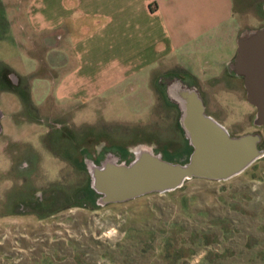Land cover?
<instances>
[{
    "label": "rangeland",
    "instance_id": "1",
    "mask_svg": "<svg viewBox=\"0 0 264 264\" xmlns=\"http://www.w3.org/2000/svg\"><path fill=\"white\" fill-rule=\"evenodd\" d=\"M2 1L0 73L9 68L20 81L12 89L0 81V264H264V158L230 181L192 179L164 195L99 207L70 202L48 213L30 206L35 193L74 196L86 187L85 172L61 153L76 151L64 139L69 134L79 145L89 135L94 146L105 134L132 146L152 138L177 145L182 132L178 109L154 90L169 64L162 61L167 31L153 18L158 38L147 54L137 52L138 0H91L103 11L104 31L80 35L78 16L57 48L48 28L59 20L51 5L52 11H33L37 0ZM172 13L165 14L169 28L182 38L204 36L185 38L168 53L187 50L186 66L209 112L235 132L260 133L264 147V126L254 123L244 80L227 71L239 34L263 27L264 19L223 5L190 10L181 22ZM174 71L190 72L185 65Z\"/></svg>",
    "mask_w": 264,
    "mask_h": 264
},
{
    "label": "water",
    "instance_id": "2",
    "mask_svg": "<svg viewBox=\"0 0 264 264\" xmlns=\"http://www.w3.org/2000/svg\"><path fill=\"white\" fill-rule=\"evenodd\" d=\"M231 67L243 78L247 100L256 108L255 125L264 126V26L239 34ZM166 92L179 111V125L192 151L184 160H168L153 145L137 143L129 161L110 154L100 164L90 162L88 173L99 206L171 193L192 179L227 182L264 158L262 135H232L207 113L197 85L176 76Z\"/></svg>",
    "mask_w": 264,
    "mask_h": 264
},
{
    "label": "crops",
    "instance_id": "3",
    "mask_svg": "<svg viewBox=\"0 0 264 264\" xmlns=\"http://www.w3.org/2000/svg\"><path fill=\"white\" fill-rule=\"evenodd\" d=\"M40 2V6H34L31 5V10L33 11H48L49 6H52V10L54 12V17H58V21L53 22L50 27L52 28V32L54 33V36L52 37L53 42V48L59 47L72 33L73 30V20H75L78 16L82 17L79 27V34L82 36H87L91 33L90 37L93 35V33H101L104 31V15L103 11L100 9H94L91 8L90 5L92 4L91 0H37ZM4 2L0 0V4H3ZM221 5L224 6L226 10H228L230 13L235 9L239 8L242 11L249 12L247 15L253 13L256 14V16H259V18L264 19V0H138L136 4V8L138 10V16L140 13V18H138L136 22V29H137V40L139 36V42L140 45L137 47V52H140V54H147L149 50H151L153 47H151L155 40L158 38V25H152V22L154 21L153 18L156 16L160 17L159 19L162 20V25H160L161 29H165L167 31L168 35V45H167V54L163 56L162 61L164 63L167 62V58L169 59L168 66H165L164 73L168 72H175V73H185L182 71H174V68H178L181 65H185L186 70L188 69V72L190 70L189 74L191 77H196L197 75L192 71V69L187 68L186 62H188L187 58L189 56V53H187V50L181 55L172 56V54H175L178 49H180L179 45H182L184 42L183 40L188 37H195L204 36V32H190L186 35H184V38H182L178 32L174 29L169 28V20L166 18L165 14L167 12H173L178 18V21H182L183 18H185L183 21H186V18L189 19L190 14L188 13L190 10H196V11H203L204 8L210 7V8H218ZM51 10V11H52ZM185 15V17H184ZM187 16V17H186ZM264 24V23H261ZM180 27H183L182 25ZM21 28H24L23 26ZM48 28H44L48 29ZM241 32V31H240ZM57 36V37H56ZM107 39H103V42ZM142 42L144 44H142ZM182 43V44H180ZM152 44V45H151ZM52 48V49H53ZM171 52V53H168ZM43 59V58H42ZM192 60V59H191ZM190 60V61H191ZM192 62V61H191ZM155 65V69H156ZM217 71L214 73V75L219 73L220 70V62L217 66ZM14 76L16 80H14ZM213 76V75H212ZM0 81L1 83H4L6 88L12 89L14 88V84L17 85L20 81V78L18 75L13 73V71L9 68H5L4 71L0 73ZM4 114L2 109L0 108V127L1 132L3 131V127L1 124V120L3 118ZM90 134H92L90 132ZM107 136V135H106Z\"/></svg>",
    "mask_w": 264,
    "mask_h": 264
},
{
    "label": "flooded vegetation",
    "instance_id": "4",
    "mask_svg": "<svg viewBox=\"0 0 264 264\" xmlns=\"http://www.w3.org/2000/svg\"><path fill=\"white\" fill-rule=\"evenodd\" d=\"M231 62L227 63L228 74L232 76H238L235 73V71L232 69ZM176 76L183 77L184 81L190 85L191 84L197 85L194 82L193 78L189 74H186V73L181 74V73H175V72H168V73L161 74V76H159L155 80L154 90L156 91L157 97H161L163 103H165L170 109L176 106L169 100L166 89H167L168 83ZM15 86L16 85L14 84V87ZM199 91L202 93L200 88H199ZM202 97L206 104L207 113L211 115L212 117H214L216 120H218L220 123L225 125L224 121L219 119L213 113L209 112V109H208L203 93H202ZM226 127L232 135H241V134L248 133V132H240V131L235 132L233 127L232 128L228 126ZM99 136H100L99 139L101 140L97 142L96 145L94 144V146H89L87 139H91L94 136H89V135L85 136L84 137L85 139L82 140L85 143L79 145V142L77 141H80V140H77L76 138H74V136L69 134L67 137H64V139L70 140V142L73 144L75 143V145L77 146L76 151L69 152L70 150L67 147H65V148H62L61 153L63 156H66L67 158H69L70 161L75 166H77L81 171H84L85 173L88 172V168H90L89 161H92L95 164H100L110 154H117L123 160H127V161L131 159L133 155L131 147L133 145L123 146L119 142L109 141L105 134H101ZM95 138L97 137L95 136ZM182 140L183 141L177 145L169 144L167 142L161 143V142H158L157 139H154V138H152L150 142H145V143L153 145L154 149L162 152L166 158H169V159L175 158L178 160H184L187 157V155L190 154V152L192 151V148L189 146L187 140L184 138L183 132H182ZM87 179H88V182L91 183V178L88 175H87ZM37 194L38 193H35V197L33 198L35 200L30 203V206L35 211L40 212V213L41 212L47 213L56 208L58 209L61 206L68 204L70 202L73 206H77V204H79L80 206L87 207L90 201L94 199L93 195L86 189H80L79 193H77L74 196H71V198H68L67 195H65L63 192L59 191L58 189L47 190L45 192L43 191L42 195L40 193L39 196H36Z\"/></svg>",
    "mask_w": 264,
    "mask_h": 264
},
{
    "label": "trees",
    "instance_id": "5",
    "mask_svg": "<svg viewBox=\"0 0 264 264\" xmlns=\"http://www.w3.org/2000/svg\"><path fill=\"white\" fill-rule=\"evenodd\" d=\"M165 157V156H164ZM166 158V157H165ZM166 159H168V160H173V159H169V158H166ZM87 173V175L89 176V173L88 172H86ZM85 173V174H86ZM86 175V176H87ZM90 177V176H89ZM185 186H186V184H185ZM184 186V187H185ZM184 187H182L181 189H183ZM83 189H86V190H88L92 195H93V197H94V199L93 200H91L90 201V203H94V205L96 206V207H99V205L97 204V197H98V194L92 189V187H91V183H89L88 182V179H87V184H86V187H83ZM59 191H61V189H58ZM62 192V191H61ZM64 193V192H63ZM77 193H79V190H78V192H76L75 193V195L77 194ZM66 195V194H65ZM68 198H71V196H68ZM89 203V204H90ZM48 213V212H47Z\"/></svg>",
    "mask_w": 264,
    "mask_h": 264
}]
</instances>
